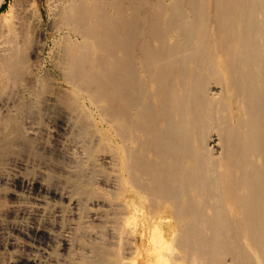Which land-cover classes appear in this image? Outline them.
<instances>
[{"label": "bare ground", "instance_id": "bare-ground-1", "mask_svg": "<svg viewBox=\"0 0 264 264\" xmlns=\"http://www.w3.org/2000/svg\"><path fill=\"white\" fill-rule=\"evenodd\" d=\"M41 1L14 0L0 16V155L30 145L22 115L51 100L50 75H39ZM47 2L48 28L63 31L55 65L84 160L69 185L107 207L90 203L79 217H102L113 231L110 243L87 240L88 254L51 262L264 264V0ZM98 158L110 164L104 194L93 188ZM32 236L41 240L40 229ZM6 245L30 247L10 236ZM13 264L38 263L22 254Z\"/></svg>", "mask_w": 264, "mask_h": 264}, {"label": "rangeland", "instance_id": "rangeland-1", "mask_svg": "<svg viewBox=\"0 0 264 264\" xmlns=\"http://www.w3.org/2000/svg\"><path fill=\"white\" fill-rule=\"evenodd\" d=\"M12 1L14 3V0H0V16L3 11L7 9L8 10L11 9L13 5ZM3 4H5V6L4 8H1ZM39 7L43 12V17L46 23L45 25H43L45 29L44 28L42 29L43 30L42 32L46 37V42H45L46 45L41 54V59L44 61V69H43L44 71H41L42 73L40 72L39 75H42L43 73L44 74L47 73L48 75H50L49 81L51 87L49 84V86L46 87L48 89L43 88V90L46 89L45 91L47 92L49 91V94L51 95L50 96L51 100H47V101L45 100L44 101L45 103L43 101L42 102L40 101L38 103L39 105L36 104L37 108L35 107V110L32 111L33 113L32 112L24 113L25 115L27 114L26 115L27 117L24 114L22 116L28 120H26L21 116L22 119L24 120V121L22 120L24 127H27L26 129L28 130L31 128L32 129V130L30 129L31 132L34 130V132H32L33 138L31 140L30 145H27L24 141L23 142L20 141L23 144L19 142L18 146L16 145L17 151L14 149L15 148L14 147L8 153H3L7 156V158L5 155L2 154L0 155L1 158L0 159V207H1L0 208V264H13L17 260H19V256H22V254H28L30 257L35 259L38 264H53L51 260L54 257H57L55 258V261L59 263L62 262L63 260L64 261L67 260L66 258L68 257L67 254L69 255L73 254L76 256L77 254H75V252L77 253L79 251L80 252L78 255H82V253L85 255V252L86 254H88L86 249L83 247V244L88 243L87 240L98 241V242L100 240V242L103 241V243L105 241L106 243H110L111 240H113V235H111V232L113 231H111L112 228L110 229L111 227L110 223L108 222L104 223L105 220L102 219V217H101L102 221L100 220V218L97 219L99 221L97 220L93 221L92 219L91 221L89 220L91 224H89L87 220L90 218L89 216H87L90 214L89 212L90 210L91 212H93L94 210L99 211L98 209H100V211L101 210L103 211L107 208L106 205H104L105 203L103 204V202L102 203L97 202L99 206V208H97L95 207L97 206L96 203L92 204L91 200H88L87 203L83 199L80 201L79 197L73 196L72 187H71L72 185L71 184L69 185V183L71 182V180H69L70 179L69 175L74 174V172L78 169V164L76 162L77 160H79L78 159L79 157L77 155L81 145L78 144H81V142H79L73 136L76 135L74 133L76 132V129L74 123H72L73 116H71L70 114L71 106L70 104H68L69 99H68V95L65 92L66 89L63 90V88L61 87L62 85H66V84L65 81L63 80V76H61L62 75L61 70L58 69V67H56L57 64L55 65V63H57L56 61L61 55L60 39L63 34V31L56 32L54 31L55 29L53 30L51 29L50 31V28H48L49 18H47L46 15V11L48 10L47 0H42L41 2H39ZM57 83H59L60 86ZM56 84H57V88H55ZM50 92L53 93L54 96L55 95L56 96L54 97ZM52 96L54 98H52ZM85 110H88L89 114H91L90 117L92 119L96 117L95 109L89 107V105L85 106ZM88 123L90 128L92 129V126L94 127V125L92 124L91 121ZM68 125H70L71 128L70 126L68 127ZM94 128L92 130H94ZM98 128L99 130L105 128V124L98 122L96 124V129L98 130ZM73 130L75 131L73 132ZM34 141L36 142V144ZM73 141L75 142L73 143ZM75 145H76V150L74 148ZM68 152L69 154H67ZM75 153H76L75 155L76 157H74ZM3 156L5 157L3 158ZM101 159L102 158L97 159L98 162L96 168H98L97 169L98 172L95 170H94L95 172L93 170H90V172H92V175L93 172L95 173L94 175L95 178H93V188L97 193L99 192L98 194H100V192L101 194L107 193L108 188L112 189V183L110 180H108L109 172H110V164L104 159L103 160ZM81 160H79L78 163H83L84 161L83 158ZM104 162L105 163L107 162L109 165H107V163L105 164ZM73 164L74 166L77 165L76 166L77 168L73 167ZM99 164L101 166H99ZM87 167H89V165H87ZM71 168L72 171L74 170L73 172L71 171ZM106 174L108 175V178ZM100 177H102L103 179ZM31 180L34 182V184L28 183ZM105 181L108 183V185L107 183H105ZM99 187L101 188V190ZM60 193L63 196L58 195ZM68 193L70 194V197ZM66 195L69 197V198L67 197L68 199H65ZM59 196L61 197L65 196V197L64 199L63 198L60 199ZM74 198L76 202L72 200ZM69 201L72 202L70 203ZM83 202L85 207L84 205L81 206L83 207L81 210L80 205H82ZM76 203L79 204V207L78 206L76 207ZM71 204H72V208H71ZM86 204L88 205L87 210H86V206H87ZM89 206H92L93 208L95 207L94 210L92 207H91L92 209H90ZM76 208L78 209V211L80 210L79 212L83 211L82 212L83 215L84 213L86 214L87 212V215H85L87 218H85V216L82 218L79 217L80 213L77 211ZM84 219L88 223L84 222L85 221ZM73 224L75 225V229L73 227L74 226ZM86 224H88L89 226ZM106 227H109L110 231ZM34 228L40 229L41 240H36L33 238L32 231ZM92 231H94V233ZM107 232H109V236L107 235ZM68 235L71 242H73V244L71 243L72 250L73 248L75 249L73 250L74 252L71 250L68 253H64L63 250L61 249L63 247V244L65 243V240L68 238L67 237ZM91 235L93 236L92 239H91ZM7 236L13 237L17 241V244L19 243L30 244V247L21 248L19 246H15L9 249V246L6 245V248H4V240L5 237ZM88 236L90 237L88 238ZM76 237L77 238L79 237L78 243H80V245H78V247L80 246L79 247L80 249L77 248L78 251L76 250L77 244H75V241H78ZM93 238L95 240H93Z\"/></svg>", "mask_w": 264, "mask_h": 264}, {"label": "trees", "instance_id": "trees-1", "mask_svg": "<svg viewBox=\"0 0 264 264\" xmlns=\"http://www.w3.org/2000/svg\"><path fill=\"white\" fill-rule=\"evenodd\" d=\"M4 6H5V4H3V5L1 6V8H4Z\"/></svg>", "mask_w": 264, "mask_h": 264}]
</instances>
